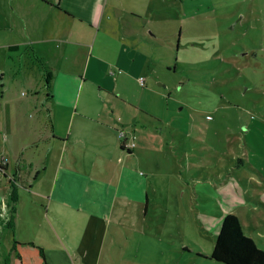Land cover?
Masks as SVG:
<instances>
[{
  "label": "crops",
  "instance_id": "0c3cea01",
  "mask_svg": "<svg viewBox=\"0 0 264 264\" xmlns=\"http://www.w3.org/2000/svg\"><path fill=\"white\" fill-rule=\"evenodd\" d=\"M156 1L2 0L0 58L10 56L11 64H0V264L6 257L9 264L142 261L141 246L128 235L118 242L119 228L110 229L133 178L108 171L123 172V151L135 146H125L133 143L130 131L115 114L130 101L125 70L140 84L148 67L147 43L156 40L147 32L154 31L148 13ZM48 168L47 188L32 190ZM33 170L30 187L22 188L27 209H19L17 190L10 222L11 183H25Z\"/></svg>",
  "mask_w": 264,
  "mask_h": 264
},
{
  "label": "rangeland",
  "instance_id": "374dc122",
  "mask_svg": "<svg viewBox=\"0 0 264 264\" xmlns=\"http://www.w3.org/2000/svg\"><path fill=\"white\" fill-rule=\"evenodd\" d=\"M156 5L148 13L154 31L147 32L156 40L147 43L143 82L125 70L129 111L115 114L135 146L123 151L125 170L110 169L108 177H132L134 185L123 193L127 209L124 195L117 199L110 229L119 228L118 242L128 235L141 246L142 261L134 264H222L209 255L223 213L233 212L264 250V0ZM244 45L253 51L248 66L237 54ZM0 64L9 66L10 56ZM34 173L17 182L20 210ZM52 173L41 170L32 190L46 189Z\"/></svg>",
  "mask_w": 264,
  "mask_h": 264
},
{
  "label": "trees",
  "instance_id": "16d2710c",
  "mask_svg": "<svg viewBox=\"0 0 264 264\" xmlns=\"http://www.w3.org/2000/svg\"><path fill=\"white\" fill-rule=\"evenodd\" d=\"M248 40L251 45L252 39L249 38ZM241 47L242 54H237L246 60L245 66H248V57H252L253 51L250 49L251 46L249 49L247 48V45ZM240 66L241 65L235 67L240 68ZM120 147L126 149L123 142H121ZM127 150L130 152V149L127 148ZM16 186V182L12 181L10 190V222L18 199ZM9 224L11 225V223ZM209 257L222 264H264V250L259 248L252 238L243 234L240 218L233 212L223 213L220 227L216 234L215 242ZM4 260V264H9L8 257Z\"/></svg>",
  "mask_w": 264,
  "mask_h": 264
},
{
  "label": "built area",
  "instance_id": "2783aa9c",
  "mask_svg": "<svg viewBox=\"0 0 264 264\" xmlns=\"http://www.w3.org/2000/svg\"><path fill=\"white\" fill-rule=\"evenodd\" d=\"M140 81L143 82V79L140 78ZM132 145H133V143H131V142H128V143L126 142V143H125V146H126V147H129V148H130Z\"/></svg>",
  "mask_w": 264,
  "mask_h": 264
}]
</instances>
